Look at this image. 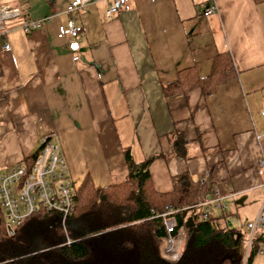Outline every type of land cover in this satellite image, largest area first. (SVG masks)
<instances>
[{
	"label": "crops",
	"instance_id": "0c3cea01",
	"mask_svg": "<svg viewBox=\"0 0 264 264\" xmlns=\"http://www.w3.org/2000/svg\"><path fill=\"white\" fill-rule=\"evenodd\" d=\"M108 1L68 11L67 0H0L39 21L24 30L11 18L0 29V172L50 134L68 170L87 164L102 185L123 178L127 147L134 161L151 158L155 189L180 172L206 188L227 181L233 221L251 220L264 200V0H130L105 18ZM69 18L81 27L72 52L58 35ZM219 53L231 72L211 92L162 93L179 69L207 74Z\"/></svg>",
	"mask_w": 264,
	"mask_h": 264
},
{
	"label": "trees",
	"instance_id": "16d2710c",
	"mask_svg": "<svg viewBox=\"0 0 264 264\" xmlns=\"http://www.w3.org/2000/svg\"><path fill=\"white\" fill-rule=\"evenodd\" d=\"M229 68V57L219 53L207 74L197 76L191 67L179 69L173 80L161 85V91L166 95L198 87L209 93L230 75ZM179 142L177 133L171 145L176 147ZM38 146L22 160L29 162ZM121 155V180L94 185L84 173L75 186L71 184L72 209L62 220L55 211L39 207L8 226L0 207V264L251 263L261 240L252 235L242 263L245 222L233 221L227 203L203 220L200 205L186 207L200 201L213 185L206 188L203 181L180 172L169 177L167 190L159 191L148 171L150 157L134 161L127 147ZM166 210L181 231L173 260L161 253L166 233L158 214ZM262 217L263 233L264 209ZM260 249L264 264V246Z\"/></svg>",
	"mask_w": 264,
	"mask_h": 264
},
{
	"label": "built area",
	"instance_id": "2783aa9c",
	"mask_svg": "<svg viewBox=\"0 0 264 264\" xmlns=\"http://www.w3.org/2000/svg\"><path fill=\"white\" fill-rule=\"evenodd\" d=\"M90 0H67V10L73 11L81 8ZM130 0H109L104 8L105 18H110L116 12L127 10ZM214 11V6L210 5L203 9L202 14L207 15ZM21 18V25L24 30H28L39 25L38 20H30L24 17L19 7L0 2V29L2 23L11 18ZM81 31L78 24L73 23L69 18L64 25L58 26V35L67 41L66 47L69 51L77 48L76 38ZM8 49V45L1 47ZM72 60L76 55L71 56ZM259 114L264 119V106L259 110ZM38 148L29 162L20 160L11 165L8 169L0 173V207L4 220L8 226L18 224L25 216L29 215L37 208L53 210L60 214L61 220L69 214L72 209L73 189L68 175L64 158L50 134L41 137ZM262 160L256 163L258 175L264 174L261 168ZM264 190V179L260 182ZM221 189V190H220ZM231 195L228 190L227 181L218 186H212L202 199L186 207L200 205V219H205L212 215L215 210L226 207V199ZM264 200L260 204L254 217L245 222L247 232L245 240V251L242 253V263L246 256L252 235L263 226L262 211ZM170 210H166L158 216L162 217V224L166 233L165 241L161 245L162 255L169 260L176 257L179 243L181 241V231L175 228L173 217L169 216ZM256 253L260 254L258 248Z\"/></svg>",
	"mask_w": 264,
	"mask_h": 264
},
{
	"label": "rangeland",
	"instance_id": "374dc122",
	"mask_svg": "<svg viewBox=\"0 0 264 264\" xmlns=\"http://www.w3.org/2000/svg\"><path fill=\"white\" fill-rule=\"evenodd\" d=\"M65 161V160H64ZM66 164V163H65ZM66 167H67V165H66ZM80 169H76V168H74V169H72V168H70L69 170H68V168H67V170H68V173L70 174V179H71V181H72V184L75 186L77 183H78V181H79V179L83 176V174L84 173H88V172H86V169H87V164H86V167H85V165H84V163H81V165H80ZM75 172H76V174H75ZM89 175V174H88ZM111 182H114V181H116L117 179L115 178V177H112L111 179ZM260 229V228H259ZM258 229V230H259ZM257 231V230H256ZM264 232H263V234H262V237L260 238V240H261V247L262 246H264ZM260 249V248H259ZM261 250V249H260ZM243 251H245V248L243 249ZM257 255H259V256H257L259 259H261V261H262V254L260 253V254H258V253H256ZM261 264V263H260Z\"/></svg>",
	"mask_w": 264,
	"mask_h": 264
}]
</instances>
